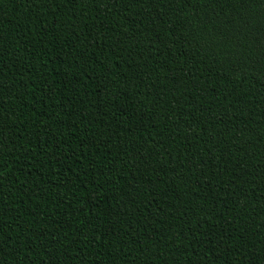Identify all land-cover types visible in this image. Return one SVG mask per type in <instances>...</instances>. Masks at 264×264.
Wrapping results in <instances>:
<instances>
[{
    "label": "trees",
    "instance_id": "1",
    "mask_svg": "<svg viewBox=\"0 0 264 264\" xmlns=\"http://www.w3.org/2000/svg\"><path fill=\"white\" fill-rule=\"evenodd\" d=\"M0 264H264V0H0Z\"/></svg>",
    "mask_w": 264,
    "mask_h": 264
}]
</instances>
